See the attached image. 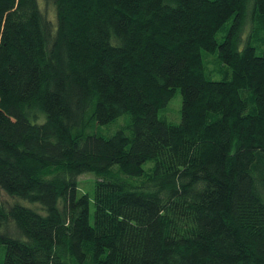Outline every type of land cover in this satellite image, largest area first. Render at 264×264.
Here are the masks:
<instances>
[{
	"label": "trees",
	"instance_id": "obj_1",
	"mask_svg": "<svg viewBox=\"0 0 264 264\" xmlns=\"http://www.w3.org/2000/svg\"><path fill=\"white\" fill-rule=\"evenodd\" d=\"M42 1L0 0V195L43 211L0 202V264H264V0Z\"/></svg>",
	"mask_w": 264,
	"mask_h": 264
},
{
	"label": "rangeland",
	"instance_id": "obj_2",
	"mask_svg": "<svg viewBox=\"0 0 264 264\" xmlns=\"http://www.w3.org/2000/svg\"><path fill=\"white\" fill-rule=\"evenodd\" d=\"M39 1H40V4L43 3L42 0H39ZM43 8H44L45 14H47L49 19L56 20V13H55V9L53 6H43ZM222 36H223V33H220L218 35L217 40L219 43H221V41H222ZM258 54L261 55L262 51L258 50ZM212 68H213V66H212ZM213 79L214 80H221L222 77L214 76ZM181 109H182V95L180 94V92H177L175 97L170 101L167 109L165 110L167 120L171 124H173V125L180 124V122H181ZM161 114L164 115V113H161ZM94 182H95V177L92 174H85V175H82L78 178L79 189H80L78 196L81 197V195H83L85 193V194L89 195V198H90V222L92 225L94 224V210H95V207H94L95 184H94ZM0 196H1L0 202H13L14 200H16V202H19L20 205H23L25 207H29L33 210H36L40 213H43V211L41 210L40 204L31 203L29 201H25V200H22V199H19L16 197L12 198V197L8 196L6 193H4L3 191H1Z\"/></svg>",
	"mask_w": 264,
	"mask_h": 264
}]
</instances>
